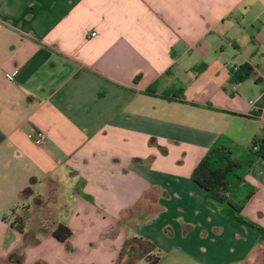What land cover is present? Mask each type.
<instances>
[{
  "label": "crops",
  "instance_id": "0c3cea01",
  "mask_svg": "<svg viewBox=\"0 0 264 264\" xmlns=\"http://www.w3.org/2000/svg\"><path fill=\"white\" fill-rule=\"evenodd\" d=\"M263 134L264 0H0V264H264L191 180Z\"/></svg>",
  "mask_w": 264,
  "mask_h": 264
},
{
  "label": "trees",
  "instance_id": "16d2710c",
  "mask_svg": "<svg viewBox=\"0 0 264 264\" xmlns=\"http://www.w3.org/2000/svg\"><path fill=\"white\" fill-rule=\"evenodd\" d=\"M249 73L250 69L246 66L238 68L232 73V83H241ZM258 160L264 162V134L260 138L253 139L237 157H233V153L222 141L217 140L197 163L191 174V180L206 193L209 201L220 207L223 215L255 231L264 241V230L241 216L242 208L255 191L245 181V177ZM12 225L22 233L24 218H15ZM51 236L63 244L65 251H72L68 244L71 232L66 227L58 225L51 232Z\"/></svg>",
  "mask_w": 264,
  "mask_h": 264
},
{
  "label": "built area",
  "instance_id": "2783aa9c",
  "mask_svg": "<svg viewBox=\"0 0 264 264\" xmlns=\"http://www.w3.org/2000/svg\"><path fill=\"white\" fill-rule=\"evenodd\" d=\"M95 34H92L94 36ZM29 139L35 144L36 146H43L46 142L45 135L39 131L35 130L29 135Z\"/></svg>",
  "mask_w": 264,
  "mask_h": 264
},
{
  "label": "rangeland",
  "instance_id": "374dc122",
  "mask_svg": "<svg viewBox=\"0 0 264 264\" xmlns=\"http://www.w3.org/2000/svg\"><path fill=\"white\" fill-rule=\"evenodd\" d=\"M238 155H240V152H233V157H237ZM139 264H142L141 259L139 260Z\"/></svg>",
  "mask_w": 264,
  "mask_h": 264
}]
</instances>
